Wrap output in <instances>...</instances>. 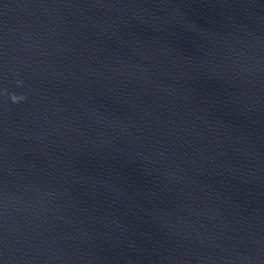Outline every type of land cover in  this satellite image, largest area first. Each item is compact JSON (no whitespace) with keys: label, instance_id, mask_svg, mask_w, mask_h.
<instances>
[{"label":"water","instance_id":"95a60500","mask_svg":"<svg viewBox=\"0 0 264 264\" xmlns=\"http://www.w3.org/2000/svg\"><path fill=\"white\" fill-rule=\"evenodd\" d=\"M0 264H264V0H0Z\"/></svg>","mask_w":264,"mask_h":264},{"label":"clouds","instance_id":"9594fccd","mask_svg":"<svg viewBox=\"0 0 264 264\" xmlns=\"http://www.w3.org/2000/svg\"><path fill=\"white\" fill-rule=\"evenodd\" d=\"M12 100L15 102V101H19V100H21V99H24V97H22V96H17V95H15V94H13L12 95Z\"/></svg>","mask_w":264,"mask_h":264}]
</instances>
